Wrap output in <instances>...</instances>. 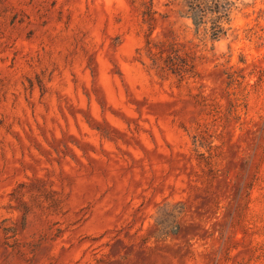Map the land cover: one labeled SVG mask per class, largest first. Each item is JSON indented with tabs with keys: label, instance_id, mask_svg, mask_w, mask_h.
I'll use <instances>...</instances> for the list:
<instances>
[{
	"label": "rangeland",
	"instance_id": "1",
	"mask_svg": "<svg viewBox=\"0 0 264 264\" xmlns=\"http://www.w3.org/2000/svg\"><path fill=\"white\" fill-rule=\"evenodd\" d=\"M231 1L213 40L187 0H0V264H264V0Z\"/></svg>",
	"mask_w": 264,
	"mask_h": 264
},
{
	"label": "trees",
	"instance_id": "2",
	"mask_svg": "<svg viewBox=\"0 0 264 264\" xmlns=\"http://www.w3.org/2000/svg\"><path fill=\"white\" fill-rule=\"evenodd\" d=\"M233 6L231 0H187L185 15L191 20L196 31L209 21L211 39L216 40L225 35ZM147 14L149 15V8ZM166 64L173 74L181 72L169 57Z\"/></svg>",
	"mask_w": 264,
	"mask_h": 264
}]
</instances>
